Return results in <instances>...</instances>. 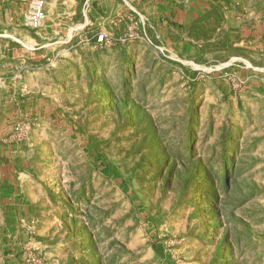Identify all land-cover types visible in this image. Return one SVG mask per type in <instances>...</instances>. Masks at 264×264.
<instances>
[{
  "label": "rangeland",
  "instance_id": "1",
  "mask_svg": "<svg viewBox=\"0 0 264 264\" xmlns=\"http://www.w3.org/2000/svg\"><path fill=\"white\" fill-rule=\"evenodd\" d=\"M59 1L26 2L63 28L36 93H0V264H264V0Z\"/></svg>",
  "mask_w": 264,
  "mask_h": 264
},
{
  "label": "crops",
  "instance_id": "2",
  "mask_svg": "<svg viewBox=\"0 0 264 264\" xmlns=\"http://www.w3.org/2000/svg\"><path fill=\"white\" fill-rule=\"evenodd\" d=\"M27 1L0 0V93L3 92L9 95L36 93L39 86L32 81V78L37 76L38 70L47 63L52 62V58L49 56L55 58L54 53L51 55L52 51H47L48 48L56 43H62L59 41L49 43L51 40L49 37L53 35L52 39H56L57 37L54 35L60 34L59 32L63 29L61 23L57 24L51 19V10L47 12L46 20L38 31H31L25 27L23 18ZM81 2H84L83 6ZM181 8L183 7L177 0H60L55 7L47 6V9H61L59 16L62 15V9H64L66 15L67 10L65 9H71L72 18H74V14H77L78 9H89V13L91 9H107V19L112 16L113 9H131L136 12H133L135 16L140 17L144 26L146 22L142 19L143 15L138 9L142 11L154 9L150 12L155 15H158L159 10L167 9L168 20L172 22L177 21L176 15ZM211 10L206 9L202 14H207ZM161 15L164 16V14L159 16ZM228 16L231 15H226L227 20L229 19ZM258 26H263V24H253L252 28L256 30ZM235 28L238 32L235 31ZM224 30L228 35L237 34V40L245 37V34H249L246 24L236 23L234 25L230 21L221 25L218 29L221 33ZM255 30L253 29V32L256 33ZM251 67L254 68L252 65ZM18 101L24 102L20 98ZM15 102L17 103V99H15Z\"/></svg>",
  "mask_w": 264,
  "mask_h": 264
},
{
  "label": "built area",
  "instance_id": "3",
  "mask_svg": "<svg viewBox=\"0 0 264 264\" xmlns=\"http://www.w3.org/2000/svg\"><path fill=\"white\" fill-rule=\"evenodd\" d=\"M41 8H39V11L37 12V14H36V17H35V19L36 20H40V19H43L44 18V12L43 11H41L40 10ZM34 26H38V23L37 22H35V23H33V22H31Z\"/></svg>",
  "mask_w": 264,
  "mask_h": 264
},
{
  "label": "trees",
  "instance_id": "4",
  "mask_svg": "<svg viewBox=\"0 0 264 264\" xmlns=\"http://www.w3.org/2000/svg\"><path fill=\"white\" fill-rule=\"evenodd\" d=\"M225 174H226V178H227V172L225 171ZM227 180V179H226Z\"/></svg>",
  "mask_w": 264,
  "mask_h": 264
}]
</instances>
